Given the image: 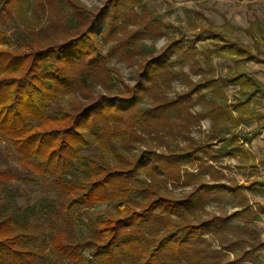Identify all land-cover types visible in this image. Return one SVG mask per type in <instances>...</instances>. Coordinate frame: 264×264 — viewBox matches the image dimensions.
<instances>
[{
    "label": "trees",
    "instance_id": "obj_1",
    "mask_svg": "<svg viewBox=\"0 0 264 264\" xmlns=\"http://www.w3.org/2000/svg\"><path fill=\"white\" fill-rule=\"evenodd\" d=\"M138 4L0 0V141L19 157L17 172L0 168V264H257V213L241 202L233 214L205 218L211 194L234 190L188 168L218 162L213 141L237 144L236 154L223 153L237 158L264 130L220 134L254 118L252 105L264 99V85L244 69L264 65V21L242 30L250 46L231 36L241 29L204 17L190 37L174 32L156 50L144 41L170 28L139 19ZM108 44L135 66L132 86L110 66ZM213 55L231 62L224 75L214 73ZM177 79L185 89L169 98ZM195 106L201 111L193 114ZM205 118L208 140L196 142L190 128ZM21 182L37 187L41 200L4 208ZM191 184L177 197L167 187Z\"/></svg>",
    "mask_w": 264,
    "mask_h": 264
},
{
    "label": "rangeland",
    "instance_id": "obj_2",
    "mask_svg": "<svg viewBox=\"0 0 264 264\" xmlns=\"http://www.w3.org/2000/svg\"><path fill=\"white\" fill-rule=\"evenodd\" d=\"M80 1L91 8L102 7L106 2V0ZM108 1L129 2L130 0ZM141 3L133 8L134 13L138 15L139 19H142V17L148 21L154 19L161 25L170 28L169 32L165 34L166 36H160L155 39L149 38L144 41L148 47L154 46L156 50L162 48L166 39L174 32H181L190 37L194 28L200 27L204 23L202 19L204 17L215 27H220L226 23L230 27L241 29L240 31L232 32L231 36L238 38L243 44L250 46L252 45V40L242 30L246 29L249 23L255 19L264 21V0H141ZM124 13L128 14L129 11L126 10ZM15 25H17L16 21L9 23L8 29L13 28ZM129 27L131 28V26ZM10 31L12 32L13 30ZM226 32L229 33L227 30ZM7 37V41L9 42L7 46H14L15 38L10 34H7ZM196 45L200 50L207 48L206 42L200 43L196 41ZM110 46L111 44L102 47L104 53L109 56L110 66L119 72L122 79L129 86H132L135 83L134 79H136V74L134 73L135 66L128 65L117 53L113 55L112 51L109 50ZM4 47L6 45H0V48ZM199 60H202V57ZM189 65L186 64L183 71L189 75L192 81H195L197 77L189 71ZM228 66H231L228 58L212 56V67L215 74L224 75ZM203 67V64L200 62V68ZM244 69L264 85V65L250 63L245 65ZM171 86L168 93L169 98H173L185 89V84L181 79L175 80ZM233 91L231 88L225 89L229 101L232 100ZM199 111H201L200 106H195L190 110L193 114ZM251 111L256 115L254 118L248 121L245 120L237 126L229 124V127L220 130V134L224 135L227 132H231L234 135L238 131H250L258 125L264 124V99L260 100L257 105H252ZM233 115L237 117V113ZM258 116L260 118H257ZM210 128L211 121L209 118H205L198 126L190 128L189 135L196 142L197 140L206 142L208 140V132L210 133L211 130ZM212 145L210 148L216 149V151H219L218 155H221L218 162L212 164L211 169H209V164L195 165L192 168L187 167L188 172L193 175L198 174L197 177L209 184H214L215 180H218L217 184L234 190V193L230 195H223L221 192L211 194L205 205V211L208 213L205 218L211 215L233 214L240 208L241 202L243 206L247 205L251 207L248 213L253 215L256 212L259 216L258 220L254 219L252 221L254 228L259 233V243H261V247L256 251L255 257L258 261L257 264H264V130L261 131V135L256 140H253L251 144L241 146L240 154L237 158H233V156L231 158L223 154L224 151H234L236 154L237 144L230 148V146L225 147L223 142L213 141ZM227 148L229 149L227 150ZM4 167H9L17 172L19 169V157L12 151L9 144L0 141V168ZM215 171L218 172L217 178V173H214ZM219 174L223 176H219ZM193 186L195 184L187 187L180 185H168L167 187L177 197L187 195L192 191ZM17 188L18 190L12 189V195H10L11 197L9 196L10 199L8 198V201L3 206L4 208L9 206V202L35 204L42 198V192L33 185L21 182L17 185ZM4 195L6 196V193ZM105 209L106 206L98 205L95 211L99 213L104 212ZM235 219L232 220V224L230 225L234 228L233 232H237L236 227H242V218ZM210 243H213L214 246L217 245L215 241H210ZM229 258L232 259L233 256Z\"/></svg>",
    "mask_w": 264,
    "mask_h": 264
},
{
    "label": "crops",
    "instance_id": "obj_3",
    "mask_svg": "<svg viewBox=\"0 0 264 264\" xmlns=\"http://www.w3.org/2000/svg\"><path fill=\"white\" fill-rule=\"evenodd\" d=\"M255 210V208H253Z\"/></svg>",
    "mask_w": 264,
    "mask_h": 264
}]
</instances>
